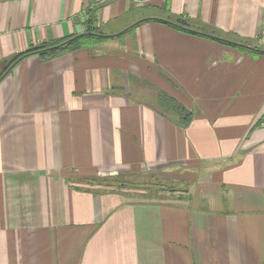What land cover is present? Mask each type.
<instances>
[{
    "label": "crops",
    "instance_id": "0c3cea01",
    "mask_svg": "<svg viewBox=\"0 0 264 264\" xmlns=\"http://www.w3.org/2000/svg\"><path fill=\"white\" fill-rule=\"evenodd\" d=\"M92 8L109 37L0 78V264H264V51L163 20L264 47V0H0V73L86 32ZM160 89L188 125L159 113ZM156 171L191 186L92 183Z\"/></svg>",
    "mask_w": 264,
    "mask_h": 264
},
{
    "label": "trees",
    "instance_id": "16d2710c",
    "mask_svg": "<svg viewBox=\"0 0 264 264\" xmlns=\"http://www.w3.org/2000/svg\"><path fill=\"white\" fill-rule=\"evenodd\" d=\"M97 8H92L88 11V28L86 32L82 34L77 35H71L50 43H42L38 46L28 48L25 51H21L17 53L15 56H13L3 69V71L0 73V78L4 75L5 72L8 71V69L15 64L16 62L26 58L29 55L33 54H58L60 52H63L65 50L84 45L85 43H88L89 40L94 41H100L104 38H107L109 36L103 35L102 31H100L92 22V17L94 15V12ZM176 19H179L180 21H176ZM164 21L174 24L175 26L199 34L204 35L213 39H217L221 42L230 43L238 45L242 48L252 49V50H259L264 51V47H258L256 45H251L248 42L235 37L234 35L230 33H223L219 30H217L215 27L205 24L200 21L192 20V19H183L182 17H172V16H165L163 18ZM183 21V23L181 22ZM156 108L159 110V113H161L163 116H165L167 119H170L171 121L179 124L180 126H186L190 122L192 118V112L187 109L181 102H179L177 99H175L173 96H171L169 93H167L164 90H159L157 93V103ZM257 125L264 124V113L259 117V119L256 122ZM123 175L126 174H118L113 177H93L92 183L96 184H102L107 179H112L113 184H111L114 187H117V185H120V187L125 186L124 181H119L118 179L123 178ZM120 184H117V183ZM116 183V184H114ZM137 184V183H135ZM123 185V186H121ZM137 189L143 190L144 192H148L150 189H146L141 184H137ZM141 186V187H140ZM163 190L166 188L160 187ZM168 189V188H167ZM166 189V190H167ZM169 190V189H168ZM172 190V189H170ZM155 197V196H154ZM149 198V197H148ZM153 198V197H152ZM158 199H162L163 197H155ZM167 198V197H166Z\"/></svg>",
    "mask_w": 264,
    "mask_h": 264
},
{
    "label": "rangeland",
    "instance_id": "374dc122",
    "mask_svg": "<svg viewBox=\"0 0 264 264\" xmlns=\"http://www.w3.org/2000/svg\"><path fill=\"white\" fill-rule=\"evenodd\" d=\"M149 89V99H151V95L153 94L152 88H144L141 87V90H146ZM147 93V94H148ZM145 94V95H147ZM157 172V173H156ZM153 175H145V174H141V173H135V172H131L130 174H126L125 176L123 175V178L118 179L119 181H124L125 182V186L124 188L126 189H131L129 190V192L133 193L132 190H136L138 195H142L144 197H171V196H176V194L179 193V190L183 187H187V186H191L188 185V183L186 182H181L178 178H173V176L168 175V173H164V172H160V171H156ZM97 176V175H96ZM101 177V176H98ZM109 177V176H108ZM117 183V182H116ZM114 183V184H116ZM135 183H139L141 185H145L143 186L146 189H150L148 192H144L143 190L137 189V184ZM111 184H113V180L112 179H107L106 181H104L102 184H96L93 183L94 186H98L101 188L103 187H113ZM120 184V183H117ZM116 184V185H117ZM123 186V185H121ZM141 187V186H140ZM160 187H165L166 189L163 190ZM96 188V187H93ZM117 188H120V185H117ZM172 189V190H170ZM171 198H175V197H171Z\"/></svg>",
    "mask_w": 264,
    "mask_h": 264
},
{
    "label": "water",
    "instance_id": "95a60500",
    "mask_svg": "<svg viewBox=\"0 0 264 264\" xmlns=\"http://www.w3.org/2000/svg\"><path fill=\"white\" fill-rule=\"evenodd\" d=\"M176 21H180L179 19H176ZM183 23V21H181Z\"/></svg>",
    "mask_w": 264,
    "mask_h": 264
}]
</instances>
